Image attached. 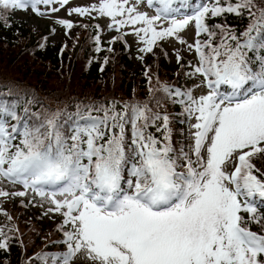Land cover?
I'll use <instances>...</instances> for the list:
<instances>
[{"label": "snow or ice", "instance_id": "snow-or-ice-1", "mask_svg": "<svg viewBox=\"0 0 264 264\" xmlns=\"http://www.w3.org/2000/svg\"><path fill=\"white\" fill-rule=\"evenodd\" d=\"M54 2L68 0H0V22L10 26L11 12L29 8L43 16L39 6ZM144 2L98 0L68 11L108 17L118 33L130 26L140 53L169 39L184 45L195 62L180 64L187 70L179 74L191 85L161 81L146 67L144 100L75 101L69 111L49 108L18 82L0 84V178L22 186L0 187V197L31 192L28 204L38 197L45 215L61 217V239L50 243L63 250H42L22 264H75L77 257L89 264H264V171L256 163L264 166V0H146L153 15L139 10ZM226 14L247 17L246 26L238 31ZM217 17L223 22L209 23ZM56 22L73 27L68 19ZM189 26L191 43L182 35ZM177 119L188 128L174 142ZM18 231L0 225V249Z\"/></svg>", "mask_w": 264, "mask_h": 264}, {"label": "trees", "instance_id": "trees-1", "mask_svg": "<svg viewBox=\"0 0 264 264\" xmlns=\"http://www.w3.org/2000/svg\"><path fill=\"white\" fill-rule=\"evenodd\" d=\"M226 17V22L235 25L238 31L247 24V17L240 18L234 14H226ZM9 21L10 26L7 27L0 22V84L5 81L18 82L20 88L35 90L43 103L52 109L67 105L69 111H74L75 101H101L107 104L113 100H144L148 88L144 75L146 67L149 74L156 73L161 81L179 87L186 79L179 73L187 70L181 69L180 64L192 60V56L183 54L181 61L177 63L176 53L169 59L168 54L165 56L161 50L156 52L155 48V55L128 50L121 41L110 52L109 47L100 44L101 51L96 52L94 37L98 30L93 25L83 27V24L73 23L72 37L65 38L61 43H53L48 39L45 41L43 33H35L28 21L14 18L12 12ZM212 22L223 21L217 17L209 21ZM39 43H44L45 46L40 48ZM141 55L144 57L143 61L139 59ZM104 56H108L106 64L103 62ZM0 91L3 89L0 88ZM164 107L171 113L180 112L179 105L165 103ZM173 128L175 142L181 139L178 130H186L187 127L177 119ZM256 163L264 171V166L258 161ZM8 202L6 207L1 208L11 215L12 220L6 221L1 213L0 225H14L19 231L15 235L10 233L12 239L7 250L0 249V264H22L27 257L42 250H63V245L50 243L61 239V233L56 230V225L60 222L51 221L52 218L49 220L43 212L29 211L20 201ZM259 210L264 213V207ZM249 227L259 231V226L254 223H250ZM19 241H23V248ZM36 264L40 262L36 261Z\"/></svg>", "mask_w": 264, "mask_h": 264}, {"label": "rangeland", "instance_id": "rangeland-1", "mask_svg": "<svg viewBox=\"0 0 264 264\" xmlns=\"http://www.w3.org/2000/svg\"><path fill=\"white\" fill-rule=\"evenodd\" d=\"M130 3H135V0H129ZM93 3H98V0H68V3L61 6L58 3H53L50 6H45L41 4L39 7L41 8L42 11H45L46 14L43 16L36 15L34 12L31 11V9L27 10H15L12 12V15L16 19H24L28 21V24L31 26V28L34 29L35 33H43L47 39L50 42L53 43H61L65 38H71L72 37V29H65L62 25L58 24L56 21L57 19H68L71 20L73 23L76 24H83V25H89V27L99 25V35H100V43H102L106 47H111V48H116L117 42H123L127 49L130 50H137L140 47V44L135 37V35L129 30L130 26H124L121 28L120 33H123V40H116L112 41L111 38L113 36H117L118 33L115 28H108V24L110 23V18L108 17H103L99 16L96 14V12H91V14H86L84 16H80L76 13H69L70 8H75V7H85L89 6ZM47 7H56L58 9L57 12L52 13L47 11ZM139 10L145 11L150 15L155 14V8H149L147 6L146 0L144 3H142L139 6ZM52 29H55L53 32ZM182 35L188 42H192L194 40V28L192 26H189L187 30L182 32ZM95 42V41H94ZM160 47H154L156 49V52H159L161 49L163 50L164 53H167L168 56L170 57L169 59L172 58L171 55L176 53V50H179L180 55L185 54V56H192V61L195 62V56L192 52H189L187 48L184 45H181L174 39H169L168 41H162L160 42ZM153 48V50H154ZM161 50V51H162ZM184 56V55H183ZM193 83L192 80L185 79L181 86L185 85H191ZM202 89H197L195 90V94H200ZM185 126L188 128V126L185 124ZM187 129L185 130L186 134ZM0 187L6 189L9 192L13 191H19L22 190V186L19 184L13 185L10 184L7 180H4L0 178ZM29 199H32V194L29 192L28 195L25 197H9L8 199H5L3 197H0V208L3 206H7L9 204L8 201L13 200V201H21L23 200L25 204H28ZM39 200L38 197L33 199L32 204H28V210L31 211L33 210L34 213L38 212H43L45 209H42L37 201ZM6 204V205H4ZM48 205L45 204V208H47ZM1 216V215H0ZM46 218H52L54 219L59 218V221L61 220V217L59 214L56 213H49L46 215ZM57 221V222H59ZM75 264H89L88 260L86 258L82 257H77Z\"/></svg>", "mask_w": 264, "mask_h": 264}]
</instances>
